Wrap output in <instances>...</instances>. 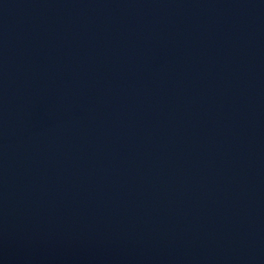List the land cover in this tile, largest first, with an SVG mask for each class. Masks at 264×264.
Wrapping results in <instances>:
<instances>
[{
	"label": "water",
	"instance_id": "95a60500",
	"mask_svg": "<svg viewBox=\"0 0 264 264\" xmlns=\"http://www.w3.org/2000/svg\"><path fill=\"white\" fill-rule=\"evenodd\" d=\"M0 264H264V0H0Z\"/></svg>",
	"mask_w": 264,
	"mask_h": 264
}]
</instances>
